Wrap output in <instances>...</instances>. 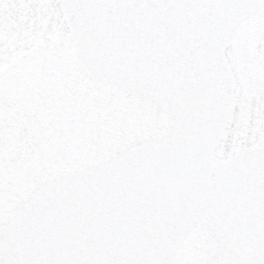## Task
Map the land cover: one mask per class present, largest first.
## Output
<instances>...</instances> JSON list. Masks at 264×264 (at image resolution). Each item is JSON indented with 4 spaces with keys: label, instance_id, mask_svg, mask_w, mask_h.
<instances>
[{
    "label": "snow or ice",
    "instance_id": "obj_1",
    "mask_svg": "<svg viewBox=\"0 0 264 264\" xmlns=\"http://www.w3.org/2000/svg\"><path fill=\"white\" fill-rule=\"evenodd\" d=\"M0 264H264V0H0Z\"/></svg>",
    "mask_w": 264,
    "mask_h": 264
}]
</instances>
